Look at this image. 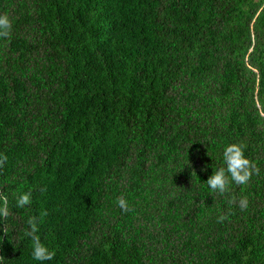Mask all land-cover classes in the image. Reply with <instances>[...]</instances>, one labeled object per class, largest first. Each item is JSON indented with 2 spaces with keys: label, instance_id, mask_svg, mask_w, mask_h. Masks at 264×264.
<instances>
[{
  "label": "trees",
  "instance_id": "obj_1",
  "mask_svg": "<svg viewBox=\"0 0 264 264\" xmlns=\"http://www.w3.org/2000/svg\"><path fill=\"white\" fill-rule=\"evenodd\" d=\"M4 12L0 264H264V0H0ZM233 143L259 174L213 192ZM30 216L51 261L32 258Z\"/></svg>",
  "mask_w": 264,
  "mask_h": 264
},
{
  "label": "clouds",
  "instance_id": "obj_2",
  "mask_svg": "<svg viewBox=\"0 0 264 264\" xmlns=\"http://www.w3.org/2000/svg\"><path fill=\"white\" fill-rule=\"evenodd\" d=\"M13 28V21L9 13H0V38H10ZM245 145L243 144H229L223 150L224 167H219L212 175L208 177L205 182L213 192L224 194L229 190L230 181L238 185H244L249 182L251 177L259 174V168L255 163L250 161L244 155ZM7 156L0 153V167H3L7 162ZM196 176V175H195ZM44 189H41L43 192ZM31 190L21 193L16 200V206L24 208L26 205L32 203ZM0 218L7 219L10 215L8 208L7 196L0 193ZM234 203L235 201H230ZM117 204L123 212L130 211L129 204L124 197L117 198ZM239 207L241 210H246L248 207L247 197H242L239 200ZM47 215V212L41 213V216ZM228 219L227 215H220L217 217V222L223 223ZM39 218L36 216H30L27 220L29 228L25 230V236L30 237L32 240V258L36 261H51L55 257V251L50 250L45 244H43L37 235ZM4 257L0 256V261H3Z\"/></svg>",
  "mask_w": 264,
  "mask_h": 264
}]
</instances>
